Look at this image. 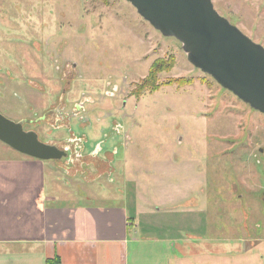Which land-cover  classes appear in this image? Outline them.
Here are the masks:
<instances>
[{
  "label": "rangeland",
  "instance_id": "1",
  "mask_svg": "<svg viewBox=\"0 0 264 264\" xmlns=\"http://www.w3.org/2000/svg\"><path fill=\"white\" fill-rule=\"evenodd\" d=\"M212 3L264 47V0ZM170 56L174 64L159 73L160 86L139 93L150 64ZM172 78L192 82L162 83ZM0 113L69 150L68 164L46 169L50 202L92 193L131 216L141 208L149 234L136 230L137 246L152 244L153 220L173 239L167 247L181 254L199 246L191 237L208 221L212 251L264 248V154L255 153L264 114L194 67L180 41L162 35L130 2L0 0ZM96 143L113 152L110 177H93L90 164L78 161L87 153L81 149L97 158ZM9 154L21 155L0 141V155ZM27 251L18 261L41 264L39 252L31 258ZM9 256L0 264H16Z\"/></svg>",
  "mask_w": 264,
  "mask_h": 264
},
{
  "label": "crops",
  "instance_id": "2",
  "mask_svg": "<svg viewBox=\"0 0 264 264\" xmlns=\"http://www.w3.org/2000/svg\"><path fill=\"white\" fill-rule=\"evenodd\" d=\"M93 141L87 142V148ZM48 142L57 145L52 140ZM92 150L97 158L81 149L87 153L78 161L90 164L94 169L93 177L113 175V152L98 143ZM65 157L54 159L56 165H53L45 163L48 160L24 154L0 155V259L10 255L16 264H33L18 261L21 255H28L30 249L31 258L34 251L40 253L41 264H46V259H53V264H264V248L260 246L212 251L208 245L210 221L202 235L191 237L199 239V246L187 247L188 252L181 254L173 244L172 250L167 247L173 239L164 232L167 230L162 222L153 220L149 221L148 228L154 235L150 238L152 244L137 246L135 231L142 232L148 225L141 208L131 216L130 210L113 201L97 203V194L92 193L80 197L76 192L69 193L61 203L50 202L44 195L45 172L58 167L62 160L68 164ZM61 166L70 170L65 172L72 173L64 163Z\"/></svg>",
  "mask_w": 264,
  "mask_h": 264
},
{
  "label": "water",
  "instance_id": "3",
  "mask_svg": "<svg viewBox=\"0 0 264 264\" xmlns=\"http://www.w3.org/2000/svg\"><path fill=\"white\" fill-rule=\"evenodd\" d=\"M164 36L180 41L187 60L264 114V47L213 7L212 0H126ZM0 141L39 160L61 159L64 149L42 142L0 113Z\"/></svg>",
  "mask_w": 264,
  "mask_h": 264
},
{
  "label": "trees",
  "instance_id": "4",
  "mask_svg": "<svg viewBox=\"0 0 264 264\" xmlns=\"http://www.w3.org/2000/svg\"><path fill=\"white\" fill-rule=\"evenodd\" d=\"M174 64L173 56H170L168 59H157L150 64L148 69V74L143 77L141 82L139 83V93L141 92H152L156 88L160 86L158 81V75L161 71H168L171 70ZM173 80L162 81V83L170 84L172 82H176L177 84H188L192 82L191 79L185 78H172ZM55 262L58 263L56 258H54ZM46 264H53V259H46Z\"/></svg>",
  "mask_w": 264,
  "mask_h": 264
},
{
  "label": "flooded vegetation",
  "instance_id": "5",
  "mask_svg": "<svg viewBox=\"0 0 264 264\" xmlns=\"http://www.w3.org/2000/svg\"><path fill=\"white\" fill-rule=\"evenodd\" d=\"M57 104H60V103H57ZM64 104V103H63ZM75 104H77L76 106L77 107H80L81 106V104L78 102H76ZM74 104V105H75ZM247 104V103H246ZM65 105H66V103H65ZM74 105H72L71 107L72 108H70V110H68V111H70V112H73L74 111ZM59 106V105H58ZM67 106V105H66ZM67 109H68V107H67ZM78 111V110H77ZM84 118V114H82L81 115V118L80 119H83ZM42 119V118H41ZM40 119V120H41ZM71 120H73V118L71 117ZM79 120V119H78ZM14 121V120H13ZM15 122H19V121H15ZM21 122V121H20ZM23 124V123H22ZM23 128H24V124H23ZM25 130V129H24ZM27 131H34V130H27ZM37 135H38V133L36 132V131H34ZM38 139H39V137H38ZM41 141V140H40ZM43 142V141H42ZM46 143H48V144H50L49 142H46ZM51 145H53V144H51ZM66 145H64V147H65ZM68 147V146H67ZM62 149H64L65 150V148H63L62 147ZM66 151V153H68V156H69V154H70V152H69V150L67 149V150H65ZM255 153H257V154H264V142L263 143H258V145H256V149H255ZM29 157V156H28ZM68 157H65V159H67Z\"/></svg>",
  "mask_w": 264,
  "mask_h": 264
},
{
  "label": "bare ground",
  "instance_id": "6",
  "mask_svg": "<svg viewBox=\"0 0 264 264\" xmlns=\"http://www.w3.org/2000/svg\"><path fill=\"white\" fill-rule=\"evenodd\" d=\"M58 163V162H57Z\"/></svg>",
  "mask_w": 264,
  "mask_h": 264
}]
</instances>
